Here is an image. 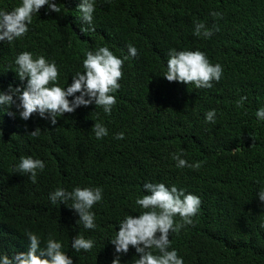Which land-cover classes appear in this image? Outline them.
Masks as SVG:
<instances>
[{
	"label": "trees",
	"instance_id": "trees-1",
	"mask_svg": "<svg viewBox=\"0 0 264 264\" xmlns=\"http://www.w3.org/2000/svg\"><path fill=\"white\" fill-rule=\"evenodd\" d=\"M21 2L0 0V9ZM56 2L62 13H49L45 5L24 37L0 41V89L26 86L15 72V59L25 51L54 61L62 88L84 71L89 50L106 46L128 59L110 115L93 103L52 125L38 113L25 121L18 112L7 114L14 107L0 108V255L27 252L25 234L31 231L41 247L50 235L60 241L74 264H112L117 253L111 239L127 215L145 211L135 200L152 182L201 198L194 226L170 234L169 250H177L184 264H264V202L257 195L264 187V120L255 114L264 107V0H96V30L86 34L80 31L81 0ZM212 11L223 17H212ZM197 20L219 31L197 37ZM129 44L137 48L136 57L129 55ZM173 48L204 52L210 63L222 65L221 80L201 89L169 82L163 75ZM242 96L247 100L237 108ZM213 109L215 122H206ZM95 122L107 127L108 136L95 137ZM37 127L40 135L33 138L29 133ZM120 132L122 140L115 138ZM180 150L201 168H177L172 155ZM22 156L45 162L36 183L16 172ZM77 186L103 189V200L92 209L95 229L77 223L68 205L49 199L57 188ZM77 235L94 241L91 251L72 249ZM137 256L130 247L121 264H133Z\"/></svg>",
	"mask_w": 264,
	"mask_h": 264
},
{
	"label": "clouds",
	"instance_id": "clouds-1",
	"mask_svg": "<svg viewBox=\"0 0 264 264\" xmlns=\"http://www.w3.org/2000/svg\"><path fill=\"white\" fill-rule=\"evenodd\" d=\"M96 0H81L78 10L81 13L80 31L84 34L96 30L93 23ZM47 5L49 13H62L56 0H22L14 9L8 11L0 9V41L11 43L17 38L24 37L29 32L33 15ZM211 16L217 19L223 17V13L212 11ZM219 27H207L205 22L194 21V35L210 38ZM129 55L136 57L138 50L129 44ZM167 71L163 75L169 82L178 81L185 84H194L195 88H212L213 81L219 82L223 76V67L217 63H210L206 54L200 50L170 49L168 53ZM128 59L117 57L106 46L99 47L96 51H87L83 61V72H76L72 76V83L67 87H61L57 83L59 69L54 61L49 62L44 56L33 58L31 52L20 53L15 64L19 79L26 80V86H8V90L0 89V108H15L16 111H8L7 114L15 117L17 112L21 119L27 121L34 113L41 118L49 119L52 125L57 124V118L65 113H73L81 106L95 104L96 108H102L104 113L111 114L117 100L114 93L121 87L118 82L122 79L123 64ZM79 93V95H76ZM69 97H74L70 100ZM246 96L236 101L237 108L244 106ZM256 117L264 120V107L256 111ZM206 122L214 123L215 110L206 113ZM2 122V121H0ZM95 137L103 139L108 136L107 127L101 122H95L92 127ZM41 129L37 127L29 135L36 138ZM124 133L115 134L116 139H124ZM183 150L172 155L177 168H192L199 170L201 162L189 163L182 158ZM45 162L32 156H22L16 165V172L27 176L33 183L37 181L38 171L45 169ZM259 183V181L257 182ZM147 194L138 197L135 204L141 209L139 216L127 215L119 224V230L111 243L115 246L117 255L112 264H121V255L128 253L130 247L135 248L138 259L133 264H184V259L178 255L177 250H169L171 246V233H179L188 225L194 226V217L197 216L202 201L198 195L186 193L175 185L171 188L164 183L147 182L143 185ZM259 201L264 202V187L258 192ZM53 205L66 204L75 210L79 216L77 223H82L86 229H95L94 205L103 200V189L97 187H75L72 191L57 188L49 196ZM69 201L72 203L69 205ZM179 217V222L176 217ZM264 227V223L261 224ZM30 241L29 250L20 252L13 258L8 255H0V264H74L72 257L62 250V243L53 239L51 235L41 247V238L28 231L25 234ZM72 249L76 252L91 251L94 241L86 239L83 235L73 238Z\"/></svg>",
	"mask_w": 264,
	"mask_h": 264
}]
</instances>
